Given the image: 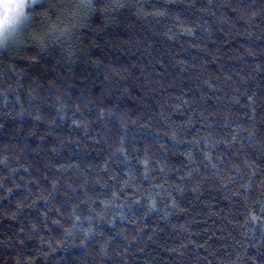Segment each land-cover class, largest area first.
I'll use <instances>...</instances> for the list:
<instances>
[{"label": "trees", "instance_id": "16d2710c", "mask_svg": "<svg viewBox=\"0 0 264 264\" xmlns=\"http://www.w3.org/2000/svg\"><path fill=\"white\" fill-rule=\"evenodd\" d=\"M69 46L0 53V264H264V0H97Z\"/></svg>", "mask_w": 264, "mask_h": 264}, {"label": "snow or ice", "instance_id": "6c2138e0", "mask_svg": "<svg viewBox=\"0 0 264 264\" xmlns=\"http://www.w3.org/2000/svg\"><path fill=\"white\" fill-rule=\"evenodd\" d=\"M124 6L123 3H104L100 10ZM96 11L97 0H0V53L7 52L12 45L23 48L31 44L43 52L55 44L71 56L66 43ZM33 25H38L40 31L34 30ZM24 33H27L26 39H22Z\"/></svg>", "mask_w": 264, "mask_h": 264}]
</instances>
